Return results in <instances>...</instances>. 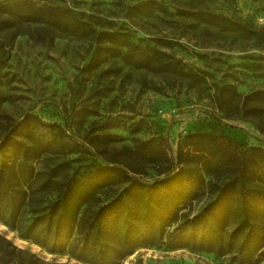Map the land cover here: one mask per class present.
<instances>
[{
    "label": "trees",
    "instance_id": "obj_1",
    "mask_svg": "<svg viewBox=\"0 0 264 264\" xmlns=\"http://www.w3.org/2000/svg\"><path fill=\"white\" fill-rule=\"evenodd\" d=\"M0 10L6 14L0 30L15 23L48 26L61 36L92 38L100 53L121 58L134 69L154 67L156 73L195 83L205 80L176 60L147 55L115 33L97 32L73 13L35 8L21 0L1 3ZM192 16L243 39L260 36L244 22L202 12ZM215 102L219 111H225L224 105L232 108L237 119L251 120L264 135V91L239 95L217 88ZM85 154L61 126L24 116L0 142V223L48 254L81 264H120L140 249L160 247L227 256L237 264H264V148L189 133L179 139L173 164L151 142H141L135 157L163 175L153 183L129 176L128 169L116 167L127 165L116 160L79 161L72 168L70 163L78 161L70 159L44 172L33 164ZM206 193L209 199L201 210L185 212ZM44 195H50L46 202ZM0 264L49 263L0 235Z\"/></svg>",
    "mask_w": 264,
    "mask_h": 264
},
{
    "label": "rangeland",
    "instance_id": "obj_2",
    "mask_svg": "<svg viewBox=\"0 0 264 264\" xmlns=\"http://www.w3.org/2000/svg\"><path fill=\"white\" fill-rule=\"evenodd\" d=\"M13 1L19 0H0V4ZM21 1L73 13L97 32L115 33L139 51L176 60L205 79L195 83L156 73L154 67L134 69L121 58L100 53L94 39L61 36L48 26L15 23L0 30V142L24 116L34 115L61 126L88 151L80 158L33 162L37 170L73 162L70 159L78 161L70 163L72 168L79 161L116 160L127 165L116 167L128 169L129 176L153 183L163 175L135 157L134 148L141 142H151L173 164L179 139L189 133H211L226 137L232 145L264 148V135L251 120L237 119L225 105L221 112L215 102L217 88L239 95L264 91V0ZM199 12L244 22L260 36L240 38L192 16ZM5 16L0 10V23ZM49 199L44 195L42 200ZM208 199L206 193L185 212L195 214ZM0 235L45 263L81 264L48 254L1 223ZM120 264L237 263L227 256L160 247L140 249Z\"/></svg>",
    "mask_w": 264,
    "mask_h": 264
}]
</instances>
